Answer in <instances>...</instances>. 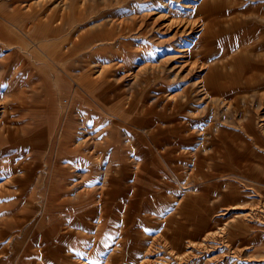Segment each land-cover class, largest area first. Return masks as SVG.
Wrapping results in <instances>:
<instances>
[{"label":"rangeland","instance_id":"obj_1","mask_svg":"<svg viewBox=\"0 0 264 264\" xmlns=\"http://www.w3.org/2000/svg\"><path fill=\"white\" fill-rule=\"evenodd\" d=\"M0 200V264H264V0H0Z\"/></svg>","mask_w":264,"mask_h":264},{"label":"crops","instance_id":"obj_2","mask_svg":"<svg viewBox=\"0 0 264 264\" xmlns=\"http://www.w3.org/2000/svg\"><path fill=\"white\" fill-rule=\"evenodd\" d=\"M86 186V185H85ZM89 187H92L91 188V191H94V190H96V188H93V186L92 185H90ZM18 196V194H16V197ZM15 197V199L14 200H16L17 198ZM1 201V200H0ZM2 202H4V201H2ZM99 230V229H98ZM66 232L67 233H73V231H71V230H68V229H66ZM98 233V232H97Z\"/></svg>","mask_w":264,"mask_h":264}]
</instances>
